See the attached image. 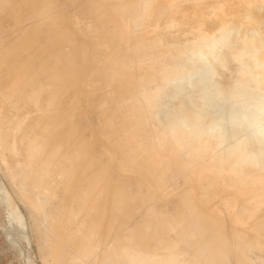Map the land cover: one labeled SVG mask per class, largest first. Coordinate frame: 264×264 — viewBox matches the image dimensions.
<instances>
[{
	"label": "rangeland",
	"instance_id": "1",
	"mask_svg": "<svg viewBox=\"0 0 264 264\" xmlns=\"http://www.w3.org/2000/svg\"><path fill=\"white\" fill-rule=\"evenodd\" d=\"M40 1H41V3L43 5L40 3ZM79 1L77 0L78 6L76 7V4H75L76 0H72V1L71 0H69V1L68 0H66V1L65 0H63V1L62 0H59V1L58 0H49V1L48 0H33V1L32 0L31 1L30 0H25V1H22V0H19V1L18 0H0V15L2 16V17H0V20H1V22H3V23L0 22V26L3 25L2 27H0V30H1L0 35H3L5 37L8 36L7 38H8V40L10 38V43L13 41V43H11V45H10L11 47L14 46V43H15V46H17L16 47L17 51L14 53V57L17 60V65L19 67H21V68L17 67L18 68L17 69V74H19V75L21 74V76L23 75V79H25V80L28 79V78H31V83L32 82L37 83V82L42 81V84L45 82L44 84H47L48 86H50L52 84L55 86L53 88L56 91L53 92V90H52V94H51V100H52L51 107L52 108L50 107V109L48 111V114L46 112L43 115L44 122L51 118L50 120L47 121V132L50 135L51 134L53 135V133L55 131L54 134L57 133L56 135H58V133H59L60 136H61V133H62L61 137L63 138V136H64V140H66L65 143L68 145L67 147L65 146V149H67L69 147L81 146V145L85 146V148H86L85 149V155L81 159L82 161L80 160L81 166L82 167L85 166V167L82 168L80 166L81 167V168H79L80 171H81L80 174H79V170H78V177L79 178L76 179V183L74 182L77 186L82 184V186H83V187L81 186L82 190L80 188H78V191L80 189V191H79L80 193L76 190L77 187L75 186V188H73V192H68L70 194H69V196H67L68 193H63V192H65L64 191V188L66 187L65 184L64 183L62 184V187H63L62 188L56 182L55 185H54L55 187L51 188L50 193L45 194L47 196H43V197H45V198H43V201H45V203L47 204L46 205L44 202H42V196H41L40 189L35 190L33 188V186L31 185V183H29L28 181L25 180V177L21 174L19 166H17V162L16 161H15V163H16L15 165L16 166L14 165V159L10 155L9 148L8 147L7 148L3 147L2 144H1L2 142L0 140V264H48V254L50 253V251L52 249V240L50 239V237L46 233L45 227L48 225L49 222L50 223L52 222V219H50V218L49 219H45L44 218L43 221H42V217L40 216L41 215L40 212H42V211H38V210L34 209L30 202H28L25 199H23V196H28L31 199L32 202L41 204V206L43 207V211L44 212H47V211H49L50 213L52 212L51 214H53L55 216H58L59 219H60V217H62L63 219L66 220V216H67V219H68V216H69L68 214L71 211L74 212L75 211L74 209H76L77 215L81 214V216L80 215L77 216V218L79 220V222H78L79 224L77 223L78 225L77 224H72L73 225L72 226L71 223H68V224L65 223L66 225L64 224V226H63V230L65 229L66 232H68V233L70 232L71 234H73L74 238L72 239L71 242L68 243V245L66 247V250L64 251L63 260H62L61 264H76V263H70L69 262L70 258L68 257V249H74V247L76 248L78 246V244L80 243V239L84 237V233H83L84 232V227H82L83 226L82 222H85L86 223L85 225H89V223H90L89 221H91V223L96 221V223L99 224V226H100L99 234L100 235L104 234V237H106L108 235H111V236L115 237V239L117 238V241L118 240L120 241V242L118 241V243H117V242H115L116 240L114 241L112 239L113 241H110V243L108 242V244L110 245L108 247L111 248V251H108V253L106 255V258L109 259V260H112V261L115 260V258L120 254L121 249L130 248V247H133V248L136 247L137 248V247H143V246H144V248L147 247V249H149V254L151 256L155 257V258H157V256L159 255L160 248L162 246L165 247V248L168 247V249L170 250L171 253H175L176 256H184L186 258V262L184 261L183 264H211V263L219 264V261L222 262V264H226L223 261L226 257H227L226 259L230 258L228 260L225 259L226 260L225 262L229 261V263H227V264H230L231 261H232L231 264L232 263L233 264L234 263L235 264H245V263L246 264H253V263H251L252 261H251L250 257H252V256H260V257L264 258V251H263L264 250V235L261 234V232L264 233V226H262V224L264 223V206L262 205L263 206L262 207L261 205H257L256 203H254V204L253 203H248L246 198H248L249 192H247V191H244V192L243 191H241V192L238 191L237 192L234 187H231L229 189L230 191L226 189V187H227V183L226 182H227V180L229 178H231V179L232 178L233 179L234 178H236V179L239 178L238 176H236L235 171H233V169L231 167H226L225 168V170H224L225 177L224 178H221L219 176H211L209 178H206L204 181L202 180L203 181V184H202V181L198 182V180H197V179H199L198 177H200L202 174L208 173L211 170V165L209 163L207 165L206 161H198V162H196L195 166H196V169L198 171V173L196 174L197 176L195 177V178H197L196 179L197 182H196V181H194L195 179L192 177V175L188 171L183 170L181 168L180 163L179 164L178 163H175V164L174 163H170L167 166H162V164L165 163L167 160H169L170 157H171L169 152H167L165 150L161 151V155H162L161 158H157V157L154 156V158L152 159V162H148L146 160L144 161V159L142 157L148 150L153 149L155 151H158V149L152 145L151 139H152L154 133L162 135L164 133V131H165V124L168 123V121L170 122V120L172 118L171 117H166L164 119L162 118L163 119L162 120L163 121L162 124H159L158 122H156L154 120L152 122H150L146 126H144V123L141 122V120H138L137 122L132 124L133 122L131 120H133L134 118L139 117L140 115H139V113L137 111L134 110L135 107H138L136 102L135 101L132 102L130 100V98L132 97L131 88H133V86L131 84V80L129 81L128 79H126L127 75H124V74H126V70L122 69V66L127 64L130 67V69L133 70V72L136 74V77H138V78L140 76H142V75L154 74L155 79H157L159 82H162L163 76L160 74V72L162 70V67L164 65H166V64H169V62H171V58H173L174 56L177 55V52H175L174 50L169 51L167 49H164V48L162 49L161 48L158 51L157 50L156 51L153 50L151 56L146 61H142L141 56H138V55H134L132 60L128 59L127 57H124V55H129L130 54V52H131L130 49H131V47H133L135 45L134 43H135V41L137 42V39L141 38L139 40L145 41L146 38L149 35H148V32L145 33V31H142V32H140V35L142 37L138 33L135 37H130V38L125 37V39H124L123 38L124 35H123V33H121L123 30H122V28H121V30L119 29L121 27V26H119V22H120L119 21V17H120L121 20H123L124 22H127V23H128V20H130V19H132V20L138 19L139 15L141 14V11H142L141 10V5L144 2H142V0H138V1L137 0H131V1L116 0L119 3L116 2L117 3V4L115 3L116 6H112L113 2L110 3L109 1H106V0H100V1L98 0L99 2L102 1V3L96 2L97 0H87V1L81 0V2L83 1V3L80 2V5H79ZM88 1H89V3H88ZM15 2L17 3L16 8H14L15 5H16ZM18 2H19L20 6H18ZM68 2L69 3L72 2L71 7H72V5L75 4L74 8L73 7L72 8L69 7L68 6L69 5ZM6 3H7V5H6ZM48 3L54 4V5H50ZM57 3H59V4H57ZM67 3H68V5H67ZM109 3L111 5H109ZM206 3H208V2H206ZM209 3H211V2H209ZM46 4H48V5L45 7ZM81 4L82 5L84 4V6L82 7ZM86 4L88 6H86ZM29 5H30V7H29ZM65 5H67V7H69V8H71V10L70 9L68 10V8H67L66 11H65V8H66ZM184 5H186V4H184ZM21 6L24 7V8H22V11L20 10ZM25 6H26V8H25ZM89 6H91V7H89ZM106 6L109 7V10H111L112 13H110L111 11H107V9H106L107 7ZM33 7L35 9H33ZM52 7L55 9V11H54V9ZM110 7H112V8L110 9ZM12 8H14V9H12ZM42 8H44V9L42 10ZM86 8H88V9H86ZM100 8H101V10L103 9L102 12H101ZM5 9H6L7 12H5ZM84 9H85V11L87 13L84 11ZM112 9H114V10H112ZM17 10H18V14H16ZM57 10L60 12V14H58L59 12L57 13ZM61 10H64L63 11L64 14L62 13ZM82 10H83V12H82ZM263 10H264V8H258L257 12L260 11V13H262V12L264 13ZM8 11H10V13L12 12V14L10 15V13ZM27 11L29 13L30 12L31 13L29 14ZM68 11H69V13H68ZM114 11H116L117 13L114 12ZM70 12H72V13H70ZM24 13L26 14V16H25ZM51 13L53 14V16H52ZM65 13L67 14V17H66ZM79 13H81V14H79ZM83 13H86V14H83ZM93 13L94 14L96 13V14L94 15ZM48 14L49 15L51 14V15L48 16ZM91 14H93L94 17ZM9 15H10V17H9ZM13 15H15V16H13ZM16 15H18V17L20 19L16 18ZM57 15H59V16H57ZM28 16L30 17V19H29ZM44 16H48L49 19L47 18V20H45L46 17H44ZM3 17H4V19H6V17L9 18L10 20H12V22L9 19L4 20ZM13 17H14V20H13ZM88 17H89V19H88ZM55 18H56L57 21L55 20ZM68 18L71 19L72 21L71 20L69 21ZM117 18H118V21H117ZM39 19H40V22H38ZM65 19L68 22H66ZM109 20H110V22H108ZM5 21L8 22V23H6ZM27 21H28V24H30L29 26L27 24ZM34 21H36V22H34ZM4 22L6 24H4ZM58 22H60V23H58ZM10 23L14 24V25H12L14 27H12L10 25ZM68 23H70V24H68ZM7 24H9L12 27V29L10 30L11 32L8 30L11 27H9V25H7ZM35 24H37L36 28H35ZM46 24H47V26H46ZM50 24H52V26ZM64 24H66V26H67L66 28H64L65 27ZM4 25H5V27H4ZM21 26L24 27V28L21 29L20 28ZM25 26L27 28H25ZM81 26H83V28H85V29H83ZM33 27L35 28V30H34ZM75 27H76V29H75ZM53 28L54 29L56 28V30H54ZM4 29H6V30H4ZM29 29H30V31H29ZM65 29H67V30H65ZM71 29H73V31H71ZM94 29H96V30H94ZM15 30L18 31V32H16ZM42 30H44L45 32L43 31V33H42ZM50 30H52L51 33L49 32ZM99 30H101V31H99ZM115 30L116 31L118 30V31L116 32ZM63 31H66V32H63ZM69 31H70V33H69ZM113 31H114V33H113ZM119 31H120V33H119ZM20 32H23L24 34L21 36ZM53 32H55L54 34H57V35H54ZM79 33H81V34H79ZM143 33H145V40H144ZM25 34H26V36L28 38H26ZM33 34H36V35L33 36ZM11 35L14 36L12 41H11V38H12ZM15 35H17V36H15ZM155 35H157V33H155ZM35 36H36V38H35ZM49 36H51L52 38L49 37ZM79 36L80 37L82 36L83 39L81 40V38ZM22 37H24V38H22ZM32 37H33V39H32ZM41 37H43V38H41ZM119 37H121V38H119ZM14 38H15V40H14ZM29 38L31 39V41H30ZM79 38L81 40L79 42L80 44H81V42L84 44L86 41H87V43H85L84 45L82 44V46L79 43H77L79 46L76 43L75 44L73 43V45L77 46V48L75 46L71 45L72 42H73L72 40H74V41L77 40V42H78ZM86 38H87V40H86ZM47 39H49L50 41L47 40ZM63 40H64V42H68V43L62 42ZM66 40H68V41H66ZM107 40H110V41H108V42H110L109 44H108V42H106ZM115 40L118 41V42L115 43ZM60 41L62 43H64V44L62 45V43H60ZM127 41H128V43L125 44V42H127ZM58 42L60 44H58ZM70 42H71V44H70ZM95 42H96L97 46L95 45ZM113 42L116 45L113 44ZM21 43H25L24 46L20 45ZM45 43H48V44L45 45ZM89 43H91V44H89ZM121 43L123 45H125V46H122ZM28 44H29V46H28ZM87 44H88V46H87ZM33 45H34V48H32ZM57 45L58 46L60 45V48L57 47ZM89 45L92 48V50H90L91 53L89 52V48H90ZM25 46H27V47L24 48ZM116 46H117V48H116ZM126 46H128V49L126 48ZM35 47H37V48H35ZM16 48H15V50H16ZM22 48L24 50H22ZM27 48H29V51H28ZM41 49L44 52V53L42 52V54H41ZM66 49H68L69 51L66 50ZM76 49H77L76 52H78V53H75L74 50H76ZM93 49H94V51H93ZM55 50H57V51H55ZM115 50H117V51H115ZM119 50H120V52H119ZM37 51H38V53H37ZM48 51H50L51 54ZM168 51H169V53H168ZM23 52H24L23 55H20V56L18 55V59H19L18 60L17 59V54H22ZM92 53H93V55H92ZM109 53H111V55H109ZM30 54H32V56ZM36 54L37 55L40 54L39 58H36V57H38ZM44 54H45V56H44ZM48 54H50V56ZM66 54L69 56V59H67L68 56H66ZM77 54H78V57H76ZM90 55H92V58H91ZM106 55H107V57H106ZM21 56H23V57H21ZM30 57L31 58L34 57L33 59L35 61L33 59H31ZM53 58L54 59L56 58V59L54 60ZM104 58L105 59L108 58V59L105 60ZM256 58L258 60H264V52L258 53L256 55ZM88 59H89V61L87 63ZM47 60H49V61L51 60V61L49 62ZM28 61L29 62L31 61L30 63L32 65ZM18 62H20L19 63L20 65L18 64ZM58 62L60 64V66H59ZM249 62H250L249 60H246L244 65H243L244 66L243 69L241 71H239V72L238 71L235 72L234 68L231 69L232 73L224 72V76L226 78H228V80L226 82H224V83H220L219 81H217L215 79L212 82V84H210L206 88H202V89L186 88L181 93L180 97L176 100V106H178L179 111L181 113H184V114H188V113H191V112H194V113H197V114H202L203 112L208 110V114H215L216 112L220 111L222 108L226 107V108H232L233 112H235L236 114H242V112H245L246 110H248L250 108L251 109L252 108H260V109L264 108V89H263V86L260 87L253 80L254 72H253L251 66L249 65ZM49 63H50V65H49ZM67 63H70L69 64L70 66ZM107 63H109V64H107ZM23 64H25V65H23ZM46 64L49 65V66H47ZM86 65H87L88 68L86 67ZM96 65H97V67H96ZM29 66H30V68H29ZM68 66H69V68H68ZM89 66H90V69H89ZM100 66H102V67H100ZM24 67L27 68L26 69V73H27L28 68H29V73L25 74V72H24L25 70L22 71V68L25 69ZM70 67H71V69H73V67L75 68V69H73V72L70 69ZM44 68L47 69V71ZM59 68L61 70H59ZM62 68H63V70H62ZM35 69H36V71H35ZM54 71H56L55 74H58L57 76H55ZM57 71L60 72V73H57ZM62 72H63V74H66L65 76H67V77H65L62 74ZM66 72H69V74L66 73ZM70 72L73 73V75L70 74ZM74 72H76V73H74ZM81 72H82V74H81ZM75 74H77V76ZM52 75H53V77H52ZM61 75H63V77H65L64 80H63V77ZM71 75L75 79L72 78ZM31 76L32 77L34 76V77H37V78H34V77L32 78ZM67 78H68V80H67ZM82 78L86 81V83H84L85 81ZM92 78H94L95 80L92 79ZM88 79H92L94 81L88 80ZM100 79H102V81ZM78 81H80V82H78ZM125 81H126V83H125ZM55 82H56V84H55ZM118 82H120V84L122 83L121 86H120V84H118ZM93 83H94V85H92ZM112 83H113V85H112ZM127 83L129 85H127ZM28 85L29 86L27 87V84H26L25 87L26 88H30L31 84L28 83ZM57 85H58V87H56ZM78 86H79V88H78ZM85 86H86V88H85ZM66 87H68L69 89L68 88L66 89ZM115 88L119 89V91L118 90L116 91ZM75 89H76V91L78 93L79 92L80 93L78 94L75 91ZM84 89H85V91H82ZM70 90H71V92H70ZM210 90H215V91H217L219 93V96H218L219 97L218 98L219 101L217 102V107L216 108H211V106H210L211 101L205 99V97H206L205 95L209 94L208 91H210ZM72 92H73V94H69V93H72ZM114 92H116L117 94L114 93ZM56 93H58V95ZM61 93H62V95H63V93H64V95L65 94L67 95L66 96L67 102H66V98H64L63 97L64 95L62 96ZM113 94H115V96ZM56 95H57V98H56ZM78 95H79V97H78ZM119 97H123L122 100H124V101L122 102V100L119 99ZM124 97L127 98V99H125ZM55 98H56V100H55ZM80 98L82 99V101L85 99V101H83V103L84 102L87 103V104L85 103L86 105H84V107H82L83 104H81V102L79 103V101L81 100ZM57 100H58V102H57ZM69 100H70V102H69ZM118 100H120V101H118ZM89 103L92 104V106ZM93 103H94V105H93ZM128 103H130V104H128ZM79 104H81V105H79ZM116 105H119V109L121 108L120 110L123 111V112H120V110L117 109L118 107ZM85 106H86V108H85ZM87 107L90 108V109H87ZM112 108H113V111H112ZM85 109L87 111L89 110L87 114H86L87 111ZM93 109L96 110V111L94 110L95 114L93 113ZM124 110H125V112H124ZM114 111H115V115H114ZM116 111H118V112H116ZM91 113L93 114V116H92ZM5 114H6L5 110L3 109L2 105L0 104V117L5 115ZM46 114L48 115V117H47ZM45 115H46V117H45ZM90 115H91L92 119H90ZM94 115H96V117ZM82 116L83 117L85 116V117L83 118ZM88 116H89V121H88ZM238 116L239 115H237L236 118H238ZM94 117L96 118V120H95ZM114 117H115V119L113 120L112 118H114ZM45 118H46V120H45ZM57 118H59V119H57ZM76 118L77 119L79 118L80 121L77 120ZM83 119H85V120H83ZM86 119H87V121H86ZM93 119H94V121H93ZM64 120L67 123L64 122ZM204 120H205L204 122H197L196 126H200L203 129H207L211 125L217 123L220 119H218V118H210L208 120H206V119H204ZM128 121H130V122H128ZM139 121H140V123H138ZM51 122H53V123L51 124ZM60 122H61V124H60ZM88 122H91V123H89L90 126L88 125V128H86L85 125H87ZM95 122L97 123L98 126H95L96 124L93 125V123H95ZM108 122L110 124L112 123L113 125L112 124L109 125ZM125 124H127V125L125 126ZM130 124H132L134 126H132V128H131V126H129ZM106 125L107 126L109 125L110 127H113V128H110L109 126L107 128ZM68 126L71 127V128L74 126V128L72 129L73 133H74L75 129L77 128L76 131H75L76 134L75 133L72 134L71 133L72 130H70L71 128L67 129ZM93 127H95V129L98 127L96 129L97 133L95 132L96 130ZM99 127H100V131H98ZM101 127L103 128V131L105 130L104 132H102V135H101V131H102ZM68 130H69V132H68ZM117 131H119V132H117ZM80 132L82 134H80V136H78ZM92 132H95L96 134H94ZM99 132H100V135H99ZM89 133L91 134V135H89L90 137L88 136ZM115 133H116V135H115ZM85 135H86V137H85ZM96 136H97L96 139H98L97 142H96V139H95ZM109 137H110V139H109ZM100 138H101V141H99ZM102 138L104 139V142L105 141L109 142V143L106 142L107 144H109V147L112 146L110 149H112V148L115 149L116 148L115 150L113 149V151L114 152H119L120 156H119L118 153L117 154L114 153L109 148L107 149L106 147H108V146L105 145L106 143L103 144L104 142H102V140H103ZM116 138H117V140H119V142H117ZM76 139H77V141L75 142ZM114 140H116V141H114ZM93 141H95V142H93ZM96 143H97V145H95ZM100 143L105 145V146L103 147V145H100ZM110 143H111V145H110ZM126 143H129V145L126 144ZM98 144L100 145V147H99ZM89 145H90L91 148L89 147ZM119 146L121 147V149H120ZM130 146H131V148H130ZM95 147H97V148H95ZM101 147H102V149H101ZM92 148H93V151H94L93 154H92V150H91ZM123 148H126L128 151H125L126 149H123ZM94 149L96 150V152H95ZM100 150L104 153V155L107 158H105L104 155H102V152ZM138 151H139V153H138ZM90 155H92V156H90ZM127 155H129L130 158ZM8 156H9V158L10 157L11 158L9 159ZM93 157H95V158L93 159ZM120 158L123 159L124 162L121 161ZM126 158H128V159H126ZM131 158H132V160H131ZM141 158H142V161H141ZM117 159H119V164H118V161L116 162ZM129 159H130V161H129ZM11 160H13V161L11 162ZM91 160H92V162H91ZM107 160H109V161H107ZM87 161L91 162V163L88 164ZM85 162L87 163V165L85 164ZM105 162L107 163L106 166H105ZM139 162H142V163H139ZM172 162H174V161H172ZM116 163H117V166L115 165ZM204 163H205V165H204ZM113 164H114V166H113ZM149 164H151V165H149ZM137 165H138V167H137ZM86 166H88L89 168L88 167L86 168ZM144 166H146V167H144ZM92 167H93V169H92ZM99 167H100V169H99ZM115 167H116V169H115ZM113 169H114L115 172H117V171L118 172L121 171V172H119V173L117 172V173L114 174ZM165 169L167 171H165ZM110 170H112L113 173ZM175 170H176L177 174H176ZM106 171H108V173L111 172L108 175L106 180H104V181L96 180L98 175H100V174H102L103 172H106ZM82 172H85V173L81 175ZM91 172H92V174H90ZM144 172L147 173V174L145 175ZM155 174H158L159 176L154 177V176H156ZM169 174H170V176H169ZM142 175H145V176H142ZM176 175L177 176L181 175L182 177L180 176L181 177L180 178L179 176L177 177ZM120 176L125 178V179L123 180V178H122L123 181L119 180ZM125 176H127V178ZM146 176L148 177V179L144 178ZM168 177H170L169 178L170 180L168 179ZM174 177H175V179L177 181H175ZM191 177L193 178V180H192ZM110 178H112V180ZM113 178L117 179V180H115V182H113ZM128 178H131V180L128 179ZM149 178H150V180L151 179H153V180L155 179V180L150 183V182H148V181H150ZM82 179H83V181H82ZM127 179H128L129 182L127 181ZM139 179L142 182V184H141L140 181H137L139 183V185H140V186L138 185V187H137L136 185L138 183L136 182V180H139ZM141 179L144 180V181H142ZM183 180H184V182H183ZM206 180L208 181L207 183L209 185L211 184L210 186H207L208 184L206 183ZM132 181H133V183L131 184ZM166 182H168V184L169 183L172 184L173 182H176V183H173L172 185H170V184L168 185ZM186 182L188 184H186ZM100 183H104L107 186V188L105 190V193L101 194V196H98L99 194H97V195L96 194H90L91 196L89 194H87L89 192L88 190L92 191L94 186L96 184H100ZM127 183H128V185L131 184L129 186L130 188L128 187ZM56 184L60 187V188L58 187L59 190H61L63 192H61L59 190L55 191V188L58 189ZM148 184H150V185H148ZM195 184L196 185H198V184L200 185V187L198 185V187H199L198 189L199 190L197 189V192L199 193V195H197V196L200 197L201 199L200 198L198 199L197 196H195L197 194L196 185ZM86 185H88V186H86ZM114 185H116L114 187V188H116V191L117 190H121L120 193L118 191H117V193L113 192V191H115V189L113 188ZM173 185H175V186H173ZM184 185H185V187H184ZM126 186H127V189H126ZM133 186H134V188H133ZM145 186H146L148 191L145 190L146 189ZM187 186H188V188H187ZM212 186H213V188H212ZM215 186H216V188H215ZM155 187H157V188H155ZM181 187H183V188H181ZM204 187L209 190L208 193H206V194L203 193V192H205L207 190V189L205 190ZM184 188H187V189H184ZM222 188H224L225 190H222ZM74 189H75V191H77L76 194L74 192ZM130 189H131V191H130ZM194 189H195V191H194ZM85 190H87V191H85ZM110 190H112V191L110 192ZM156 190H159V191H156ZM183 190L186 193L185 192L183 193ZM124 191L125 192L128 191V193L127 192L125 193ZM181 191H182V194H181ZM135 192H138V193H135ZM143 192H144V194H143ZM200 192H202V193H200ZM210 192H212V193H210ZM222 192H223V194H221ZM225 192L227 193V195L225 194ZM230 192L232 194H230ZM71 193H73V194H71ZM78 193H79V195H78ZM5 194H6V196H5ZM38 194H39V197H38ZM86 195H89L88 197H90V198H95L94 195H96V198H99L97 200V202L95 203V204H98V205H94L95 208L92 207L93 209H91L89 207L90 203L86 202V200H85ZM178 195H180V196H178ZM64 196H67L68 198L67 197L65 198ZM190 196H191V198H190ZM235 196H237V197H235ZM180 197H182V199ZM71 198H72V200H70ZM186 198L188 200H186ZM80 199L83 201V203L85 205L83 203L77 202V200H80ZM102 199H103V201H106L105 202L106 204L104 202H102ZM239 199H241V200H239ZM60 200H61V203H60ZM120 200H122V201H120ZM136 200H138V201H136ZM154 200H156V201H154ZM159 200H162V201L160 202ZM163 200H165V201H163ZM204 200H205V202H204ZM242 200H244V201H242ZM52 201H53V203H52ZM99 201L102 202V204ZM239 201H240V203L243 206L239 203ZM181 202H182V204H181ZM187 202H188L189 205L187 204ZM196 202L198 203L197 205H196ZM214 202H215V205H214ZM183 203H184V206H183ZM185 203L187 204L186 207H185ZM199 203L200 204H204V205H200ZM64 204H66V205H64ZM82 204H83V206H82ZM150 204L153 205V206H151L152 209L150 207H148V206H150ZM246 204H248V205L244 206ZM145 205L147 206V209H146ZM165 205H166V207H165ZM177 205H178V207H177ZM198 205L201 207L200 208L201 210L197 209V208H199ZM207 205L213 206L214 209L211 206L209 207ZM9 206L14 208V209H16V210H18V213H20V216L24 220L25 228L23 227V225L20 222H18L17 215L14 214L13 211H11ZM47 206H48L49 210H48ZM65 206L66 207L69 206V207L66 208ZM196 206H198V207H196ZM63 207H65V209L67 211L66 210L64 211V209H62ZM167 207H170V208L167 209ZM204 207H205V209H204ZM58 208L60 209L61 213L59 212ZM185 208H186V210H185ZM52 209H54V210H52ZM86 209H90V210H86ZM202 209L205 211V215L203 214L204 211ZM261 209L263 210L262 211L263 214L260 212ZM85 210H86V212H85ZM206 210H208V211H206ZM236 210H238V211H236ZM57 211L59 212L58 213L59 215L57 214ZM151 211H153V212H151ZM259 212L261 213V216H263V217L260 216ZM63 213H65V215L66 214L67 215L65 216ZM152 213H154V214H152ZM185 213L188 214V215H186ZM207 213L209 215H207ZM225 213L227 215L228 214H231V215L227 216ZM82 214H83V216H82ZM210 214H212V215L210 216ZM213 214H214L215 220H213V222H212V219H214L212 217ZM99 215H101L102 217L99 216ZM232 215H233V217H232ZM183 216H185V218ZM194 216H196L198 218H196ZM200 216L201 217L203 216V219H201L199 221V217ZM208 216L210 217V220H208V218H209ZM188 217H190V218H188ZM191 217H193V218H191ZM219 217L220 218L222 217V218L220 219ZM244 217H245V219H244ZM95 218H96V220H95ZM101 218H102V220H104V219L105 220L102 221ZM216 218H217V221L219 219V220H221V222L222 221H227V222H225V223L222 222L223 225L222 224L220 225V223H219L220 221L216 222ZM112 219H113V221H112ZM186 219H188L189 221L186 220ZM191 219H193L194 221L191 220ZM205 219H207L209 222H206L207 220H205ZM255 219H257V220H255ZM230 220H233L232 223L236 227L233 226V224H232V226H230L231 225ZM115 221H117L116 222L117 224H115ZM210 221L216 227L217 226L219 227V225H220L219 229H217L218 228L217 227L216 230H215L214 226L212 225V223ZM254 221H255V223H254ZM228 222H230V223L228 224ZM252 222L254 223V225L252 224ZM112 223H114L115 225H113ZM132 223H133V225H132ZM182 223L185 225V227H183L184 225ZM204 223H205V225H204ZM207 223H210V224H207ZM225 224H228V225H225ZM102 225H103V227H102ZM153 225H154V227H153ZM190 225L192 227L194 226V228H196V230H193L190 227ZM209 225H212L213 227H211ZM260 225H261V227H260ZM187 226H188V228L190 227L191 229H188ZM197 226L198 227L200 226V227L198 228ZM255 226H256V228H255ZM182 227L188 229L187 235L183 238V241L186 242L188 247L185 246L186 244H185V242L182 241V237L177 236V235H179V233H181V230H182L181 228ZM204 227L208 228V229H205ZM231 227H235V229L231 228ZM247 227H248V229H246ZM70 228H71L72 232L70 231ZM108 228L109 229H113V231L109 230ZM203 228L205 229V231H203L204 230ZM222 228H224V229L222 230ZM249 228H250V230H249ZM209 229L211 231H209ZM232 229H234V231ZM240 229H243L244 231L245 230L248 231L249 234L246 231H245V233H247V234H245L243 232V230H241L242 232H240ZM259 229H261V230H259ZM262 229H263V231H262ZM206 230H208V231H206ZM227 230H228V233H230V234L227 233ZM110 231H112V233L116 232L117 234L112 235L111 233H109ZM124 231L125 232L127 231V232L125 233ZM133 231L134 232H138V234L135 233L134 236H133L134 238L132 237L131 241L123 239L124 236H128L129 233H131ZM190 231H192L193 233L190 232ZM199 231H200V233H201V231H203L201 233L202 235L201 234H197V233H199ZM213 231H214V233H213ZM237 231L240 232V233H238ZM259 231H261V232H259ZM120 232L123 233V234L125 233V234L122 236V234ZM205 232H207V233H205ZM234 232L236 233V235H234L235 234ZM119 233L121 234V236H119L120 235ZM189 233H192L191 234L192 236L189 235ZM252 233H254V234L252 235ZM154 234H156L157 236L154 235ZM209 234H210V238L209 237L206 238L207 236H209ZM227 234H228V237H226ZM138 235H139V237H137ZM168 235H169V237H168ZM219 235H221L222 237H220ZM249 235H251V237ZM254 235H256V236L254 237ZM171 236H175L176 239H175V237H173L174 239H171ZM212 236H213V238L211 239ZM232 236H233V239H230V238H232ZM246 236L249 237L250 239L247 238ZM262 236H263V238H262ZM118 237H122V238H120L122 240H120ZM163 237H166V238L163 239ZM199 237H202L203 239H201ZM223 237H225V238H223ZM256 237H258V238H256ZM167 238H168V240H167ZM180 238H181V240H180ZM195 238L196 239H200L201 241H203L202 244L199 241L200 244H201V245H199V243H197L198 240L196 241ZM227 238H229V240ZM244 238H246V239H244ZM159 239H161V240H159ZM162 239L164 240V243H163ZM185 239L186 240L188 239L187 241H189V242H187ZM191 239L192 240L194 239V240L192 241ZM205 239L206 240L209 239V240L206 241ZM214 239H215V241L217 240V242H215ZM222 239H224V241ZM225 239L227 241H229V243L231 241V243L227 244L228 242ZM133 240H134V242L137 241L135 244L138 243L135 247H134V244H132V243H134ZM237 240H238V242H237ZM240 240L242 242L239 243ZM247 240H249V242H246ZM251 240H253L254 242L251 241ZM125 241H126L127 244L124 243ZM173 241H175L176 243L173 242ZM209 241H211L212 243L209 244L210 243ZM102 242H103L102 246H105L104 245L105 241H102ZM190 242H194L195 245L194 244L192 245V243H190ZM213 242L215 244H213ZM128 243H130V244H128ZM170 243H171V245H170ZM257 243H260V245L257 244ZM120 244H122V248H121ZM131 244H132V246H131ZM139 244L142 245V246H139ZM163 244H165V245H163ZM173 244H175V247H174ZM176 244H177V246H176ZM226 244L229 245V247L226 246ZM232 244H236V245H234V247L236 249L233 247ZM113 245H114V247H113ZM210 245H211V248H210ZM217 245H219L220 248L222 247L223 249H219V246H217ZM117 246H118V248H116ZM153 246H156V247L154 248ZM171 246H173V247H171ZM192 246H195L196 248H193ZM241 246L242 247L244 246L246 250L244 249V247L242 248ZM106 247H107V245H106ZM201 247H204V248H201ZM212 247H214V248H212ZM217 247H218V250H217ZM237 247H239V249ZM192 248L195 251H193ZM197 248H199V249H197ZM207 248H208V250H207ZM247 248H249L250 250L247 249ZM255 248H256V250H254ZM213 249H215V250H213ZM261 249H263V250H261ZM199 250H201L202 253H200ZM205 250H207V254H206ZM219 250H220V253L217 252ZM233 250L234 251L238 250V251L237 252L236 251L233 252ZM240 250L242 252L241 253V255H242L241 258H240V252H239ZM260 250H261V252H260ZM190 251H193L194 253H192ZM224 251L228 252V253L226 252L227 255L225 253L226 257L224 256ZM230 251H232V252H230ZM209 252L214 253V254L210 255ZM238 252H239V254H237ZM208 254L211 257H209ZM220 254H221V256H220ZM203 255H205V256H203ZM232 257L234 258V260H233ZM207 258L209 259L208 261H207ZM222 258H223V260H221ZM247 258H248V260H247ZM202 259H203V261H202ZM241 260H243L244 262H242ZM191 261H193V262H191ZM210 261H211V263H210ZM236 262H238V263H236ZM106 263L107 264H121V262H115V261L112 262V263H109V261H107ZM84 264H89V263H84Z\"/></svg>",
	"mask_w": 264,
	"mask_h": 264
},
{
	"label": "bare ground",
	"instance_id": "2",
	"mask_svg": "<svg viewBox=\"0 0 264 264\" xmlns=\"http://www.w3.org/2000/svg\"><path fill=\"white\" fill-rule=\"evenodd\" d=\"M19 1V0H18ZM25 1V0H22ZM31 1V0H30ZM33 1V0H32ZM49 1V0H48ZM59 1V0H58ZM63 1V0H62ZM66 1V0H65ZM69 1V0H68ZM72 1V0H71ZM79 1V0H78ZM83 1H87V0H83ZM83 1L81 2V0L79 1V5L80 2L83 3ZM100 1V0H99ZM98 0L96 2H99ZM109 1L110 3H112V6H116L115 3L118 2L116 0H106ZM127 1H131V0H127ZM138 1V0H137ZM29 2V1H28ZM44 2V1H43ZM55 2V1H54ZM142 2H144L141 5V14L139 15V18L136 20H128L127 22H124L123 20L120 19L119 17V26H121L119 29L121 30L122 28V32L124 35V39L125 37H135L138 33L140 35V32L145 31V33L148 32V37L145 40V33H143L144 35V40L145 41H141L139 39H137V42L135 41V45L133 47H131L130 49V54L129 55H124V57H127L128 59L132 60V58L134 57V55H138L141 56L142 61H146L152 54L153 50L154 51H158L159 49H167L169 51L174 50L175 52H177V55L174 56L173 58H171V62H169V64H166L162 67V70L160 72V74L163 76V80L162 82H159L157 79H155L154 74H149V75H142L139 78L136 77V74L133 72L132 69H130V67L126 64L122 66V69L126 70V79H128L129 81L131 80V84L133 86V88H131V95L132 97L130 98V100L132 102H136L138 107H135V111H137L139 113V117L134 118L133 120H131L132 124H134L135 122H137L138 120H141V122L144 123V126L148 125L150 122H152L153 120L158 122L159 124L163 123V119L166 117H171L172 119L170 120V122L168 121V123L165 124V131L162 135L154 133L152 139H151V143L154 147H156L158 149V151H155L153 149L148 150L142 157L144 159V161H148V162H152V159L155 157L157 158H161V151L165 150L167 152H169V154L171 155L170 159L167 160L165 163L162 164V166H167L170 163H180V166L183 170L188 171L192 177L195 179L194 181H196L197 178H195L198 173L197 169H196V162L198 161H206L207 165L208 163L211 165V170L208 173L202 174L200 177H198L199 179L198 182L200 181H204L206 178H209L211 176H219L221 178L225 177L224 174V170L226 167H231L233 169V171H235L236 176H238L239 178H229L227 180V187L226 189L229 190L231 187H234L236 189V191H247L249 192V196L248 198H246L248 203H256L257 205H263L264 206V108H250L248 110H246L245 112H242V114H236L235 112H233L232 108H222L220 111L216 112L215 114H208V110H206L205 112H203L202 114H197L194 112L188 113V114H184L181 113L179 111L178 106H176V100L180 97L181 93L186 89V88H192V89H202V88H206L208 87L210 84H212V82L216 79L217 81H219L220 83H224L228 80V78H226L224 76V72H229L232 73L231 69L234 68V71H241L243 69V65L245 63L246 60H249V65L251 66L254 75H253V80L261 87L263 86L264 89V60H258L256 58V55L260 52H264V13H260L257 12L258 8H264V0H142ZM167 2V3H166ZM169 2V3H168ZM208 2V3H206ZM211 2V3H209ZM16 3V2H15ZM21 3V2H20ZM32 3V2H31ZM41 3V1H40ZM47 3V2H46ZM62 3V2H61ZM69 3V2H68ZM67 3V5H68ZM74 3V2H73ZM87 3V2H86ZM89 3V1H88ZM99 3H102L99 2ZM109 3V5H111ZM119 3V2H118ZM24 4V3H23ZM22 4V5H23ZM42 4V3H41ZM50 4V3H48ZM46 4L45 7L48 5ZM59 4V3H57ZM72 2L69 3V7H71ZM76 7L78 6L77 4V0H76ZM74 4V5H75ZM95 4V3H94ZM98 4V3H97ZM105 4V3H104ZM117 4V3H116ZM186 4V5H184ZM188 4V5H187ZM7 5V3H6ZM36 5V4H35ZM43 5V4H42ZM50 5H54V4H50ZM67 5H65V11L68 8V10L73 7L74 5H72L71 8L67 7ZM12 6V5H11ZM17 3L15 5L14 8H16ZM18 6L19 2H18ZM81 6L83 7L84 4ZM86 6H88L86 4ZM258 6V7H257ZM30 7V5H29ZM91 7V6H89ZM88 7V8H89ZM94 7V6H93ZM107 7V6H106ZM10 8V7H9ZM12 8V9H14ZM18 8V7H17ZM22 7L21 6V11H22ZM26 8V6H25ZM32 8V7H31ZM41 8V7H40ZM53 8V7H52ZM51 8V9H52ZM64 8V7H63ZM81 8V7H80ZM86 8V9H88ZM112 7H110L111 9ZM114 8V7H113ZM136 8V7H135ZM257 8V9H256ZM33 9H35L33 7ZM44 8H42L43 10ZM54 9V8H53ZM77 9V8H76ZM75 9V10H76ZM82 9V8H81ZM105 9V8H104ZM107 11H111L109 10V7L106 8ZM24 10V9H23ZM78 10V9H77ZM101 10V8H100ZM103 10V9H102ZM101 10V12H102ZM114 10V9H112ZM261 10V9H260ZM55 11V9H54ZM62 13L64 14V10H61ZM85 11V9H84ZM89 11V10H88ZM264 11V10H263ZM5 12L6 9H5ZM10 13V11H8ZM15 12V11H14ZM28 12V11H27ZM59 11L57 10V13ZM75 12V11H74ZM79 12V11H78ZM83 12V10H82ZM86 12V11H85ZM116 12V11H114ZM29 13V12H28ZM31 13V12H30ZM29 13V14H30ZM53 13V12H52ZM51 13V14H52ZM67 13V12H66ZM65 13V14H66ZM69 13V11H68ZM67 13V14H68ZM72 13V12H70ZM87 13V12H86ZM83 13V14H86ZM90 13V12H89ZM92 13V12H91ZM112 13V11L110 12ZM117 13V12H116ZM12 14V12L10 13V15ZM16 14H18V10L16 12ZM25 14V13H24ZM42 14V13H41ZM50 14V15H51ZM60 14V12L58 13ZM66 14V17H67ZM78 14V13H77ZM81 14V13H79ZM94 14V13H93ZM91 14V15H93ZM96 14V13H95ZM94 14V15H95ZM114 14V13H113ZM4 15V14H3ZM9 15V17H10ZM22 15V14H21ZM48 14V16H50ZM62 15V14H61ZM60 15V16H61ZM93 15V17H94ZM116 15V14H115ZM15 16V15H13ZM26 16V14H25ZM30 16V15H29ZM28 16V17H29ZM48 16H44L46 17L45 20H47V18L49 19ZM53 16V14H52ZM51 16V17H52ZM59 16V15H57ZM69 16V15H68ZM81 16V15H80ZM87 16V15H86ZM0 17H2L0 15ZM64 17V16H63ZM97 17V16H96ZM16 18H19L18 15H16ZM15 18V19H16ZM4 19V17H3ZM9 18L6 17L7 20ZM20 19V18H19ZM30 19V17H29ZM67 19V18H66ZM65 19V20H66ZM85 19V18H84ZM89 19V17H88ZM97 19V18H96ZM111 19V18H110ZM10 20V19H9ZM14 20V17H13ZM34 20V19H33ZM44 20V19H43ZM44 20V21H45ZM53 20V19H52ZM51 20V21H52ZM56 20V18H55ZM68 20L70 21L71 19L68 18ZM108 20V19H107ZM12 22V20H10ZM30 21V20H29ZM57 21V20H56ZM72 21V20H71ZM112 21V20H111ZM118 21V18H117ZM1 22V20H0ZM6 22V21H5ZM8 23V22H6ZM14 22V21H13ZM36 22V21H34ZM40 22V19L39 21ZM54 22V21H53ZM66 22H68L66 20ZM110 22V20L108 21ZM3 23V22H1ZM15 23V22H14ZM20 23V22H19ZM26 23V22H25ZM60 23V22H58ZM117 23V22H116ZM17 24V23H16ZM28 24V21H27ZM43 24V23H42ZM49 24V23H48ZM70 24V23H68ZM87 24V23H86ZM9 25V24H7ZM10 25H14L11 24ZM9 25V27H11ZM25 25V24H24ZM30 24H28L29 26ZM34 25V24H33ZM35 24V28H36ZM44 25V24H43ZM52 26V24H50ZM54 25V24H53ZM72 25V24H71ZM70 25V26H71ZM3 26V25H2ZM0 26V27H2ZM47 26V24H46ZM64 28H66V24H64ZM95 26V25H94ZM117 26V25H116ZM5 27V25H4ZM8 27V26H7ZM14 27V26H12ZM12 27L10 29H8L9 31L12 29ZM73 27V26H72ZM71 27V28H72ZM83 28V26H81ZM16 28V27H15ZM21 29L24 27H20ZM25 28H27L25 26ZM34 28V27H33ZM34 28V30H35ZM50 28V27H49ZM62 28V27H61ZM70 28V27H69ZM68 28V29H69ZM78 28V27H77ZM81 28V29H82ZM14 29V28H13ZM54 29V28H53ZM74 29V28H73ZM73 29H71V31H73ZM76 29V27H75ZM74 29V30H75ZM85 29V28H83ZM6 30V29H4ZM56 30V28L54 29ZM53 30V31H54ZM67 30V29H65ZM96 30V29H94ZM16 31V30H15ZM23 31V30H22ZM30 31V29H29ZM44 30H42L43 33ZM59 31V30H58ZM83 31V30H82ZM101 31V30H99ZM112 31V30H111ZM116 31V30H115ZM118 31V30H117ZM116 31V32H117ZM11 32V31H10ZM18 32V31H16ZM45 32V31H44ZM50 33L52 32V30L49 31ZM61 32V31H60ZM66 32V31H63ZM85 32V31H84ZM98 32V31H97ZM104 32V31H103ZM1 33V30H0ZM7 33V32H6ZM21 36L24 34L23 32H20ZM47 33V32H46ZM55 32H53L54 34ZM62 33V32H61ZM70 33V31H69ZM77 33V32H76ZM114 33V31H113ZM120 33V31H119ZM150 33V34H149ZM155 33H157V35H155ZM27 34V33H26ZM25 34V36H26ZM37 34V33H36ZM36 34H33L36 35ZM81 34V33H79ZM85 34V33H84ZM42 35V34H41ZM45 35V34H44ZM57 35V34H54ZM77 35V34H76ZM109 35V34H108ZM120 35V34H119ZM138 35V36H139ZM17 36V35H15ZM29 36V35H28ZM48 36V35H47ZM75 36V35H74ZM94 36V35H93ZM112 36V35H111ZM114 36V35H113ZM117 36V35H116ZM141 36V35H140ZM139 36V37H140ZM8 37V36H7ZM0 35V104L2 105L3 109L5 110L6 114L0 117V140H1V144L3 147H8L9 148V152L10 155L12 156V158L14 159V165L16 164L15 161L17 162V166H19L20 172L21 174L25 177V180L28 181L29 183H31V185L33 186V188L35 190L40 189L41 192V196H42V202L45 203V201H43V196H47L45 194L50 193L51 188L55 187V183L57 182V184H59V186L62 187V184H65V188L64 191L59 190V186L57 185V188H55V191L59 190L63 193H68V192H73V188H75V186L77 187V191L78 188H82V184L80 185H76V179L79 178L78 177V170H79V174H80V169L81 163L80 160L83 158V156L85 155V146L81 145V146H73V147H69L67 149H65V146L67 147L68 145L65 143L66 140H64V136L63 138L62 133L61 136L56 135L53 133V135L49 134L47 132V121L50 120H46L45 118V122L43 119V115L48 111L52 105V100H51V94H52V90L53 92L56 91L54 90L53 87H55L53 84L48 86L47 84H42V81L40 82H32L31 83V78L28 79H23V75L21 76V74H17V67H19L17 65V60L14 57V53L17 51V46L11 47V43H13L12 39L14 36L11 35V43H10V38L8 40V38ZM20 37V36H19ZM38 37V36H37ZM45 37V36H44ZM51 37V36H49ZM55 37V36H54ZM53 37V38H54ZM76 37V36H75ZM80 37V36H79ZM91 37V36H90ZM103 37V36H102ZM105 37V36H104ZM142 37V36H141ZM17 38V37H16ZM24 38V37H22ZM26 38H28L26 36ZM36 38V36H35ZM40 38V37H39ZM43 38V37H41ZM46 38V37H45ZM44 38V39H45ZM52 38V37H51ZM56 38V37H55ZM72 38V37H71ZM70 38V39H71ZM78 38V37H77ZM81 40L83 39L82 36L80 37ZM79 38V41L77 42L72 40V44L70 42L71 45H73V43L77 44L79 43L81 40ZM85 38V37H84ZM115 38V37H114ZM121 38V37H119ZM138 38V37H137ZM30 39V38H29ZM33 39V37H32ZM62 39V38H61ZM15 40V38H14ZM28 40V39H27ZM41 40V39H40ZM43 40V39H42ZM49 40V39H47ZM87 40V38H86ZM118 40V39H117ZM120 40V39H119ZM123 40V39H122ZM143 40V39H142ZM29 41V40H28ZM31 41V39H30ZM29 41V42H30ZM50 41V40H49ZM68 41V40H66ZM110 40H107L106 42H108ZM64 42V40L62 41ZM60 41V43H62ZM90 42V41H89ZM118 42L115 40V43ZM124 42V41H123ZM18 43V42H17ZM38 43V42H37ZM44 43V42H43ZM58 42V44H60ZM64 43H68V42H64ZM62 43V45L64 44ZM87 43V41L85 42ZM84 43V44H85ZM110 42H108L109 44ZM113 42V44H115ZM127 42H125V44H127ZM25 43H21L20 45L24 46ZM31 44V43H30ZM48 43H45V45ZM80 44V43H79ZM82 42H81V46H82ZM83 44V45H84ZM91 44V43H89ZM112 44V45H113ZM119 44V43H118ZM117 44V45H118ZM122 44V43H121ZM132 44V43H131ZM52 45V44H51ZM54 45V44H53ZM78 45V44H77ZM96 45V42H95ZM94 45V46H95ZM116 45V44H115ZM114 45V46H115ZM133 45V44H132ZM22 46V47H23ZM29 46V44H28ZM75 46V45H73ZM79 46V45H78ZM88 46V44H87ZM97 46V45H96ZM110 46V45H109ZM122 46H125L122 44ZM19 47V46H18ZM27 46H25L24 48H26ZM38 47V46H37ZM35 47V48H37ZM57 47L60 48V45ZM56 47V48H57ZM77 48V46H75ZM90 47V45H89ZM113 47V46H112ZM16 48V50H15ZM32 48H34V45L32 46ZM39 48V47H38ZM79 48V47H78ZM117 48V46H116ZM123 48V47H122ZM126 48L128 49V46H126ZM19 49V48H18ZM29 51V48H27ZM45 49V48H44ZM86 49V48H85ZM120 49V48H119ZM20 50V49H19ZM18 50V51H19ZM22 50H24L22 48ZM68 50V49H66ZM65 50V51H66ZM92 48H89V52L91 53ZM113 50V49H112ZM125 50V49H124ZM46 51V50H45ZM57 51V50H55ZM54 51V52H55ZM69 51V50H68ZM75 53L76 50H74ZM94 51V49H93ZM103 51V50H102ZM110 51V50H109ZM117 51V50H115ZM161 51V50H160ZM168 51V53H169ZM20 52V51H19ZM42 49H41V54H42ZM50 53V51H48ZM62 52V51H61ZM88 52V53H89ZM107 52V51H106ZM111 52V51H110ZM120 52V50H119ZM123 52V51H122ZM32 53V52H31ZM38 53V51H37ZM44 53V52H43ZM68 53V52H67ZM89 53V54H90ZM116 53V52H115ZM159 53V52H158ZM24 52L22 54H17V59H18V55H23ZM51 54V53H50ZM50 54H48L50 56ZM84 54V53H83ZM96 54V53H95ZM107 54V53H106ZM113 54V53H112ZM120 54V53H119ZM32 56V54H30ZM37 55V54H36ZM93 55V53H92ZM92 55L91 58H92ZM98 55V54H97ZM102 55V54H101ZM109 55H111V53H109ZM108 55V56H109ZM123 55V54H122ZM27 56V55H26ZM25 56V57H26ZM39 58L40 54L37 55ZM45 56V54H44ZM47 56V55H46ZM66 56H68L66 54ZM65 56V57H66ZM99 56V55H98ZM116 56V55H115ZM23 57V56H21ZM24 57V58H25ZM64 57V58H65ZM78 57V54L77 56ZM81 57V56H80ZM105 57V56H104ZM107 57V55H106ZM122 57V56H121ZM23 58V59H24ZM27 58V57H26ZM31 58V57H30ZM34 58V57H33ZM31 58V59H33ZM82 58V57H81ZM89 58V57H88ZM94 58V57H93ZM109 58V57H108ZM107 58V59H108ZM126 58V59H127ZM22 59V60H23ZM54 59V58H53ZM56 59V58H55ZM54 59V60H55ZM67 59H69V56L67 57ZM77 59V58H76ZM75 59V60H76ZM96 59V58H95ZM101 59V58H100ZM105 59V58H104ZM105 59V60H107ZM112 59V58H111ZM114 59V58H113ZM116 59V58H115ZM19 60V59H18ZM34 60V59H33ZM86 60V59H85ZM164 60V59H163ZM21 61V60H20ZM26 61V60H25ZM32 61V60H31ZM30 61V62H31ZM35 61V60H34ZM49 61V60H47ZM51 61V60H50ZM49 61V62H50ZM57 61V60H56ZM68 61V60H67ZM77 61V60H76ZM89 59L87 60L88 63ZM92 61V60H91ZM94 61V60H93ZM111 61V60H110ZM139 61V60H138ZM29 62V61H28ZM29 62V63H30ZM41 62V61H40ZM74 62V61H73ZM20 62H18L19 64ZM44 63V62H43ZM42 63V64H43ZM110 63V62H109ZM107 63V64H109ZM28 64V63H27ZM31 64V63H30ZM29 64V65H30ZM34 64V63H33ZM59 64V62H58ZM68 65L70 63H67ZM20 65V64H19ZM25 65V64H23ZM32 65V64H31ZM45 65V64H44ZM47 65V64H46ZM50 65V63H49ZM47 65V66H49ZM54 65V64H53ZM85 65V64H84ZM104 65V64H103ZM60 66V64H59ZM58 66V67H59ZM70 66V65H69ZM68 66V68H69ZM82 67V66H81ZM87 67V65H86ZM93 67V66H92ZM97 67V65H96ZM102 67V66H100ZM21 68V67H19ZM25 68V67H24ZM30 68V66H29ZM29 68L27 73H29ZM38 68V67H37ZM41 68V67H40ZM43 68V67H42ZM46 68V67H45ZM44 68V69H45ZM88 68V67H87ZM106 68V67H105ZM26 69L22 68V71L25 70V74L26 73ZM57 69V68H56ZM71 69V67H70ZM73 69H75L73 67ZM73 69L72 72H73ZM90 69V66H89ZM20 70V69H19ZM47 71V69H45ZM59 70H61L59 68ZM63 70V68H62ZM36 71V69H35ZM67 71V70H66ZM80 71V70H79ZM86 71V70H85ZM23 72V73H24ZM31 72V71H30ZM56 71H54L55 74ZM83 72V71H82ZM81 72V74H82ZM57 73H60L57 71ZM65 73V72H64ZM69 74V72H66ZM76 73V72H74ZM86 73V72H85ZM99 73V72H98ZM102 73V72H101ZM53 74V75H54ZM63 74V72H62ZM70 74L73 75V73L70 72ZM114 74V73H113ZM50 75V74H49ZM52 75V77H53ZM58 74H55V76H57ZM64 76L66 74H63ZM63 75H61L63 77ZM71 75V76H72ZM77 76V74H75ZM86 75V74H85ZM84 75V76H85ZM107 75V74H106ZM160 75V76H161ZM26 76V75H25ZM35 76V75H34ZM33 76V77H34ZM44 76V75H43ZM70 76V77H71ZM89 76V75H88ZM102 76V75H101ZM32 77V76H31ZM32 77V78H33ZM40 77V76H39ZM67 77V76H65ZM63 77V80L64 78ZM99 77V76H98ZM121 77V76H120ZM37 78V77H34ZM72 78H74L72 76ZM45 79V78H44ZM47 79V78H46ZM60 79V78H59ZM75 79V78H74ZM83 79V78H82ZM94 79V78H92ZM92 79H88V80H92ZM34 80V79H33ZM62 80V81H63ZM68 80V78H67ZM84 80V79H83ZM95 80V79H94ZM92 80V81H94ZM102 81V79H100ZM120 80V79H119ZM35 81V80H34ZM47 81V80H46ZM85 81V80H84ZM116 81V80H115ZM69 82V81H68ZM80 82V81H78ZM96 82V81H95ZM31 84L30 88H26V84L27 87L28 85ZM53 83V82H52ZM73 83V82H72ZM82 83V82H81ZM86 83V81L84 82ZM100 83V82H99ZM126 83V81H125ZM56 84V82H55ZM58 84V83H57ZM71 84V83H70ZM69 84V85H70ZM83 84V83H82ZM118 84H120V82H118ZM122 84V83H121ZM120 84V86H121ZM85 85V84H84ZM90 85V84H89ZM94 85V83L92 84ZM113 85V83H112ZM117 85V84H116ZM127 85H129L127 83ZM68 86V85H67ZM82 86V85H81ZM80 86V87H81ZM123 86V85H122ZM58 87V85L56 86ZM114 87V86H113ZM61 88V87H60ZM68 87H66L67 89ZM79 88V86H78ZM82 88V87H81ZM86 88V86H85ZM101 88V87H100ZM62 89V88H61ZM69 89V88H68ZM77 89V88H76ZM75 89V91H76ZM96 89V88H95ZM116 91L119 89L115 88ZM63 90V89H62ZM80 90V89H79ZM94 90V89H93ZM60 91V90H59ZM73 91V90H72ZM74 91V92H75ZM81 91V90H80ZM82 91H85L82 90ZM123 91V90H122ZM121 91V92H122ZM58 92V91H57ZM71 92V90H70ZM77 92V91H76ZM96 92V91H95ZM78 93V92H77ZM80 93V92H79ZM78 93V94H79ZM83 93V92H82ZM81 93V94H82ZM116 93V92H114ZM209 94L205 95V99L210 100V106L211 108H216L217 107V102L219 101V93L215 90H210L208 91ZM58 95V93H56ZM69 94H73L69 93ZM117 94V93H116ZM130 94V93H129ZM54 95V94H53ZM56 95V98H57ZM62 95V93H61ZM64 95V93H63ZM62 95V96H63ZM115 96V94H113ZM66 94L63 96L64 98H66ZM123 96V95H122ZM79 97V95H78ZM109 97V96H108ZM55 98V100H56ZM123 97H119V99L122 100ZM125 98V97H124ZM81 99V98H80ZM79 99V100H80ZM112 99V98H111ZM127 99V98H125ZM54 100V101H55ZM75 100V99H74ZM78 100V101H79ZM87 100V99H86ZM85 101V99L83 100ZM82 99L79 101V103L81 102V104H83L82 107H84V105H86L87 103L84 102L83 103ZM92 101V100H91ZM120 101V100H118ZM124 100H122L123 102ZM58 102V100H57ZM66 102H67V98H66ZM70 102V100H69ZM76 102V101H75ZM114 102V101H113ZM60 103V102H59ZM62 103V102H61ZM78 103V102H77ZM86 103V104H85ZM63 104V103H62ZM79 104V105H81ZM90 104V103H89ZM88 104V105H89ZM130 104V103H128ZM127 104V105H128ZM56 105V104H55ZM65 105V104H64ZM75 105V104H74ZM87 105V106H88ZM92 106V104H90ZM89 105V106H90ZM94 105V103H93ZM121 105V104H120ZM70 106V105H69ZM68 106V107H69ZM76 106V105H75ZM119 109V105H116ZM122 106V105H121ZM120 106V107H121ZM115 107V106H114ZM124 107V106H123ZM52 108V107H51ZM66 108V107H65ZM78 108V107H77ZM86 108V106H85ZM79 109V108H78ZM87 109H90L87 107ZM121 109V108H120ZM119 109V110H120ZM132 109V108H131ZM86 110V109H85ZM93 109V113H94ZM118 110V111H119ZM126 110V109H125ZM124 110V112H125ZM83 111V110H82ZM87 111V110H86ZM85 111V112H86ZM89 111V110H88ZM88 111L86 112V114L88 113ZM96 111V110H95ZM113 111V108H112ZM116 111V112H118ZM120 112H123L120 110ZM46 114V115H47ZM78 114V113H77ZM92 114V113H91ZM95 114V113H94ZM106 114V113H105ZM45 115V117H46ZM84 115V114H83ZM107 115V114H106ZM114 115H115V111H114ZM169 115V116H168ZM238 116V118H236V116ZM77 116V115H76ZM93 116V114H92ZM96 117V115H94ZM119 116V115H118ZM48 117V115H47ZM81 117V116H80ZM83 117V116H82ZM85 117V116H84ZM83 117V118H84ZM94 117V118H95ZM116 117V116H115ZM112 118L113 120L115 119ZM101 118V117H100ZM103 118V117H102ZM163 118V119H162ZM210 118H218L220 119L217 123L211 125L210 127H208L207 129H203L200 126H196L197 122H204ZM59 119V118H57ZM77 119V118H76ZM81 119V118H80ZM90 119H92L91 115H90ZM98 119V118H97ZM79 120V118L77 119ZM85 120V119H83ZM96 120V118H95ZM80 121V120H79ZM87 121V119H86ZM88 121H89V116H88ZM94 121V119H93ZM104 121V120H103ZM64 122H66L64 120ZM76 122V121H75ZM106 122V121H105ZM114 122V121H113ZM130 122V121H128ZM127 122V123H128ZM50 123V122H49ZM53 122H51L52 124ZM67 123V122H66ZM86 123V122H85ZM91 122H88L86 126V128H88V125L90 126ZM140 123V121L138 122ZM157 123V124H158ZM50 124V125H51ZM61 124V122H60ZM96 124V125H95ZM109 125H111L108 122ZM122 124V123H121ZM130 124L129 126H134ZM158 124V125H159ZM65 125V124H64ZM63 125V126H64ZM67 125V124H66ZM78 125V124H77ZM93 125L98 126L97 123H93ZM108 125V126H109ZM113 125V124H112ZM127 124H125L126 126ZM55 126V125H54ZM57 126V125H56ZM84 126V125H83ZM82 126V127H83ZM107 126V125H106ZM107 126V128H108ZM116 126V125H115ZM114 126V127H115ZM128 126V127H129ZM77 127V126H76ZM75 127V128H76ZM110 127V126H109ZM160 127V126H159ZM63 128V127H62ZM71 128V127H67ZM74 128V126L70 129L72 130ZM80 128V127H79ZM85 128V127H84ZM95 129V127H93ZM98 128V127H97ZM96 128V129H97ZM102 128V127H101ZM105 128V127H104ZM113 128V127H110ZM116 128V127H115ZM66 129V128H65ZM77 129V128H76ZM75 129V131H76ZM91 129V128H90ZM95 129V130H96ZM82 130V129H81ZM80 130V131H81ZM86 130V129H85ZM84 130V131H85ZM101 135L103 131V128L101 129ZM122 130V129H121ZM129 130V129H128ZM127 130V131H128ZM131 130V129H130ZM74 131V133H75ZM78 131V130H77ZM100 131V127L99 130ZM112 131V130H111ZM135 131V130H134ZM139 131V130H138ZM137 131V132H138ZM51 132V131H50ZM69 132V130H68ZM79 132V131H78ZM82 132V131H81ZM79 133L78 136H80ZM97 133V130L95 131ZM95 132H92L94 134H96ZM113 132V131H112ZM119 132V131H117ZM129 132V131H128ZM131 132V131H130ZM136 132V133H137ZM72 134L73 130L71 131ZM64 134V133H63ZM76 134V133H75ZM84 134V133H83ZM118 134V133H117ZM91 135L90 133L88 134V136ZM100 135V132H99ZM104 135V134H103ZM106 135V134H105ZM116 135V133H115ZM95 136V135H94ZM125 136V135H124ZM127 136V135H126ZM86 137V135H85ZM90 137V136H89ZM116 137V136H115ZM97 138V136L95 137V139ZM114 138V137H113ZM118 138V137H117ZM116 138V140H117ZM103 139V138H102ZM110 139V137H109ZM108 139V140H109ZM98 139H96L97 142ZM114 140V141H116ZM68 141V140H67ZM77 141V139L75 140V142ZM99 141H101V138L99 139ZM98 141V142H99ZM123 141V140H122ZM82 142V141H81ZM95 142V141H93ZM102 142H104V139L102 140ZM108 141H105L103 144H105ZM113 142V141H112ZM117 142H119V140H117ZM131 142V141H130ZM109 143V142H108ZM121 143V142H120ZM93 144V143H92ZM91 144V145H92ZM100 143V145H103ZM117 144V143H116ZM129 145V143H126ZM131 144V143H130ZM73 145V144H72ZM94 145V144H93ZM97 145V143L95 144ZM99 145V144H98ZM99 145V147H100ZM108 147H106L107 149L111 148L112 146L109 147V144H105ZM103 145V147L105 146ZM111 145V143H110ZM127 146V145H126ZM90 147V145H89ZM120 147V146H119ZM124 147V146H123ZM91 148V147H90ZM97 148V147H95ZM131 148V146H130ZM100 149V148H99ZM102 149V147H101ZM114 148L110 149L113 151ZM116 149V148H115ZM114 149V150H115ZM119 149V148H118ZM121 149V147H120ZM126 149V148H123ZM90 150V149H89ZM92 150V154H93V148ZM95 150V149H94ZM101 151V150H100ZM99 151V152H100ZM118 151V150H117ZM125 151H128L127 149ZM96 152V150H95ZM98 152V153H99ZM102 152V151H101ZM114 152V151H113ZM89 153V152H88ZM91 153V152H90ZM114 153H118L119 152H114ZM127 153V152H126ZM139 153V151H138ZM141 154V153H140ZM9 155V156H10ZM87 155V154H86ZM89 155V154H88ZM102 155H104V153L102 152ZM8 156V158H9ZM92 156V155H90ZM96 156V155H95ZM115 156V155H114ZM120 156V154H119ZM129 158L130 156L127 155ZM141 156V155H140ZM105 158H107L104 155ZM11 158V157H10ZM9 158V159H10ZM95 157H93L94 159ZM99 158V157H98ZM97 158V159H98ZM100 159V158H99ZM128 159V158H126ZM125 159V160H126ZM90 160V159H89ZM121 161H123V159L120 158ZM132 160V158H131ZM13 160H11L12 162ZM82 161V160H81ZM103 161V160H102ZM109 161V160H107ZM118 161L119 164V159L116 160V162ZM130 161V159H129ZM136 161V160H135ZM142 161V158H141ZM162 161V160H161ZM174 161V162H172ZM88 162V161H87ZM92 162V160H91ZM91 162H88V164H90ZM124 162V161H123ZM163 162V161H162ZM161 162V163H162ZM128 163V162H127ZM142 163V162H139ZM85 164L87 165V163L85 162ZM106 162H105V166H106ZM110 164V163H109ZM154 164V163H153ZM159 164V163H158ZM157 164V165H158ZM117 166V163L115 164ZM129 165V164H128ZM151 165V164H149ZM156 165V166H157ZM160 165V164H159ZM202 165V164H201ZM205 165V163H204ZM16 166V165H15ZM81 166V167H80ZM114 166V164H113ZM85 167V166H84ZM82 167V168H84ZM88 166H86L87 168ZM119 167V166H118ZM138 167V165H137ZM146 167V166H144ZM143 167V168H144ZM160 167V166H159ZM85 168V169H86ZM89 168V167H88ZM103 168V167H102ZM105 168V167H104ZM164 168V167H163ZM93 169V167H92ZM100 169V167H99ZM116 169V167H115ZM146 169V168H145ZM150 169V168H149ZM152 169V168H151ZM84 170V169H83ZM87 170V169H86ZM89 170V169H88ZM91 170V169H90ZM103 170V169H102ZM105 170V169H104ZM119 170V169H118ZM133 170V169H132ZM181 170V169H180ZM101 171V170H100ZM112 172V170H110ZM114 171V169H113ZM134 171V170H133ZM145 171V170H144ZM158 171V170H157ZM163 171V170H162ZM165 171H167L165 169ZM90 172V171H89ZM108 171L103 172L102 174L97 176L98 181H104L107 179L108 175L111 173ZM118 172V171H117ZM114 171V174L117 173ZM121 172V171H119ZM118 172V173H119ZM123 172V171H122ZM176 172V170H175ZM183 172V171H182ZM85 172H82V174H84ZM96 173V172H95ZM113 173V172H112ZM133 173V172H132ZM137 173V172H136ZM151 173V172H150ZM92 174V172L90 173ZM113 174V175H114ZM144 174L146 175L147 173L144 172ZM153 174V173H152ZM151 174V175H152ZM177 174V172H176ZM120 175V174H119ZM142 175V176H145ZM150 175V176H151ZM157 177L159 176L158 174H155ZM174 175V174H173ZM182 175V174H181ZM180 175V176H181ZM84 176V175H83ZM118 176V175H117ZM124 176V175H123ZM129 176V175H128ZM131 176V175H130ZM153 176V175H152ZM166 176V175H165ZM170 176V174H169ZM172 176V175H171ZM177 176V175H176ZM179 176V175H178ZM177 176V177H178ZM179 176V177H180ZM199 176V175H198ZM88 177V176H87ZM112 177V176H111ZM127 178V176H125ZM133 177V176H132ZM131 177V178H132ZM136 177V176H135ZM138 177V176H137ZM182 177V176H181ZM180 177V178H181ZM190 177V176H189ZM191 177V178H192ZM82 178V177H81ZM80 178V179H81ZM86 178V177H85ZM123 177L120 176L119 180H122ZM131 178H128L131 180ZM134 178V177H133ZM147 178L148 177H144ZM152 178V177H151ZM164 178V177H163ZM162 178V179H163ZM166 178V177H165ZM170 177H168L169 179ZM179 178V179H180ZM192 178V180H193ZM228 178V177H227ZM84 179V178H83ZM82 179V181H83ZM112 180V178H110ZM125 178H123L124 180ZM127 179V181H128ZM172 179V178H171ZM175 179V177H174ZM178 179V178H177ZM189 179V178H188ZM85 180V179H84ZM115 180L113 178V182H115ZM118 180V181H119ZM122 180V181H123ZM142 180V179H141ZM150 180V178H149ZM155 180V179H154ZM153 179H151L148 182H152L154 181ZM167 180V179H166ZM170 180V179H169ZM191 180V179H190ZM117 181V182H118ZM135 181V180H134ZM140 181L139 180H136ZM144 181V180H142ZM146 181V180H145ZM175 181H177L175 179ZM202 181V184H203ZM59 182V183H58ZM75 182V183H74ZM92 182V181H91ZM112 182V181H111ZM129 182V181H128ZM141 182V181H140ZM157 182V181H156ZM161 182V181H160ZM184 182V180H183ZM197 182V181H196ZM195 182V183H196ZM208 181L206 180V183ZM133 183V181L131 182V184ZM138 183V182H137ZM136 183V184H137ZM145 183V182H144ZM155 183V182H154ZM159 183V182H158ZM157 183V184H158ZM168 184V182H166ZM176 183V182H173ZM172 183V184H173ZM205 183V184H206ZM216 183V182H215ZM214 183V184H215ZM75 184V185H74ZM87 184V183H86ZM115 184V183H114ZM130 184V185H131ZM142 184V182H141ZM160 184V183H159ZM170 184V183H169ZM168 184V185H169ZM170 184V185H172ZM179 184V183H178ZM177 184V185H178ZM186 184H188L186 182ZM208 184V183H207ZM128 185V183H127ZM128 185V187L130 186ZM134 185V184H133ZM139 183L136 185L138 187ZM150 185V184H148ZM181 185V184H180ZM194 185V184H193ZM196 185V184H195ZM199 185V184H198ZM198 185H196V192L197 189L200 187H198ZM211 185V184H210ZM209 184L207 186H210ZM213 185V184H212ZM82 186V187H81ZM88 186V185H86ZM116 185L113 186V188ZM123 186V185H122ZM135 186V187H136ZM140 186V185H139ZM147 186V185H146ZM145 186V188H146ZM153 186V185H152ZM158 186V185H157ZM175 186V185H173ZM205 186V185H204ZM214 186V185H213ZM212 186V188H213ZM112 187V186H111ZM136 187V188H137ZM185 187V185H184ZM202 187V186H201ZM206 187V186H205ZM204 189L206 190L207 188ZM218 187V186H217ZM221 187V186H220ZM225 187V186H224ZM63 188V187H62ZM86 188V187H85ZM107 186L104 183H100V184H96L93 188L92 191L88 190L89 192L87 194H99L98 196H101V194L105 193ZM112 188V189H113ZM130 188V187H129ZM128 188V189H129ZM134 188V186H133ZM135 188V189H136ZM144 188V189H145ZM157 188V187H155ZM159 188V187H158ZM170 188V187H169ZM183 188V187H181ZM188 188V186H187ZM184 188V189H187ZM209 188V187H208ZM216 188V186H215ZM79 189V191H80ZM111 189V188H110ZM116 192L117 191L120 193L121 190H117L116 188H114ZM113 189V190H114ZM127 189V186H126ZM132 189V188H131ZM130 189V191H131ZM134 189V190H135ZM138 189V188H137ZM211 189V188H210ZM221 189V188H220ZM82 190V189H81ZM142 190V189H141ZM147 190V188L145 189ZM199 190V189H198ZM213 190V189H212ZM222 190H225L224 188H222ZM221 190V191H222ZM226 190V191H227ZM53 191V190H52ZM75 189L74 192L76 194ZM78 191V192H79ZM87 191V190H85ZM84 191V192H85ZM109 191V190H108ZM107 191V192H108ZM112 190H110L111 192ZM148 191V190H147ZM159 191V190H156ZM195 191V189H194ZM201 191V190H200ZM207 191V192H206ZM205 192H203L204 194L208 193V189ZM214 191V190H213ZM230 191V190H229ZM54 192V191H53ZM125 192V191H124ZM123 192V193H124ZM128 193V191H126ZM125 192V193H126ZM133 192V191H132ZM169 192V191H168ZM185 191L183 190V193ZM190 192V191H189ZM215 192V191H214ZM224 192V191H223ZM223 192L221 194H223ZM233 192V191H232ZM80 193V192H79ZM78 193V195H79ZM83 193V192H82ZM131 193V192H130ZM138 193V192H135ZM158 193V192H157ZM160 193V192H159ZM186 193V192H185ZM202 193V192H200ZM212 193V192H210ZM218 193V192H217ZM70 193L67 194V196H69ZM73 194V193H71ZM144 194V192H143ZM180 194V193H179ZM182 194V191H181ZM189 194V193H188ZM214 194V193H213ZM225 194L227 195V193L225 192ZM230 194H232L230 192ZM229 194V195H230ZM237 194V193H236ZM59 195V194H58ZM89 195H86V202L90 203L89 207L91 209H93L92 207H94V205H98L95 204L97 202V200L99 198H90L88 197ZM199 195V193L197 192V194L195 196ZM6 196V194H5ZM67 196H64L65 198ZM91 196V195H90ZM112 196V195H111ZM152 196V195H151ZM180 196V195H178ZM184 196V195H183ZM222 196V195H221ZM224 196V195H223ZM231 196V195H230ZM229 196V197H230ZM39 197V194H38ZM63 197V196H62ZM82 197V196H81ZM132 197V196H131ZM228 197V196H227ZM237 197V196H235ZM234 197V198H235ZM240 197V196H239ZM59 198V197H58ZM68 198V197H67ZM70 198V197H69ZM151 198V197H150ZM182 199V197H180ZM191 198V196H190ZM197 198L199 199L200 197L197 196ZM196 198V199H197ZM23 199H25L26 201L30 202L32 207L38 211H42L40 212V216L42 217V221L43 219H52V222L48 223V225L45 227L46 233L48 234V236L50 237V239L52 240V249L50 251V253L48 254V264H61L62 260H63V254L64 251L66 250V247L68 245L69 242L72 241V239L74 238L73 234H71L70 232H66L65 229L63 230V226L64 224H68L71 223L72 224H77L79 222L77 216L81 214L77 215L76 209H74L75 211H71L68 215V219H67V214L65 215V213H63L66 216V220L63 219L62 217L55 216L53 214H51L49 211L44 212L43 211V207L41 206V204L38 203H34L31 201V199L28 196H23ZM40 199V198H39ZM112 199V198H111ZM152 199V198H151ZM150 199V200H151ZM176 199V198H175ZM201 199V198H200ZM206 199V198H205ZM224 199V198H223ZM45 200V199H44ZM58 200V199H57ZM72 200V198L70 199ZM119 200V199H118ZM135 200V199H134ZM139 200V199H138ZM136 200V201H138ZM158 200V199H157ZM172 200V199H171ZM177 200V199H176ZM175 200V201H176ZM186 200H188L186 198ZM241 200V199H239ZM245 200V201H246ZM108 201V200H107ZM122 201V200H120ZM156 201V200H154ZM160 202L162 200H159ZM165 201V200H163ZM173 201V200H172ZM171 201V202H172ZM190 201V200H189ZM198 201V200H197ZM207 201V200H206ZM244 201V200H242ZM49 202V201H48ZM55 202V201H54ZM59 202V201H58ZM77 202L79 203H83V201L77 200ZM100 202V201H99ZM102 202H106L103 201ZM102 202H100L102 204ZM109 202V201H108ZM112 202V201H111ZM110 202V203H111ZM132 202V201H131ZM159 202V203H160ZM185 202V201H184ZM205 202V200H204ZM220 202V201H219ZM222 202V201H221ZM53 203V201H52ZM61 203V200H60ZM68 203V202H67ZM71 203V202H70ZM127 203V202H126ZM137 203V202H136ZM140 203V202H139ZM218 203V202H217ZM216 203V204H217ZM240 203V201H239ZM46 204V203H45ZM84 204V203H83ZM82 204V206H83ZM106 204V203H105ZM142 204V203H141ZM182 204V202H181ZM188 204V202H187ZM185 203V207L187 205ZM198 203L196 202V205ZM200 204V203H199ZM222 204V203H221ZM224 204V203H223ZM241 204V203H240ZM47 205V204H46ZM52 205V204H51ZM58 205V204H57ZM66 205V204H64ZM85 205V204H84ZM100 205V204H99ZM144 205V204H143ZM189 205V204H188ZM200 205H204V204H200ZM206 205V204H205ZM212 205V204H211ZM211 205H207V206H211ZM215 205V202H214ZM242 205V204H241ZM248 204L244 205L247 206ZM250 205V204H249ZM50 206V205H49ZM103 206V205H102ZM128 206V205H127ZM151 205L148 206L151 208ZM180 206V205H179ZM184 206V203H183ZM199 206V205H198ZM196 206V207H198ZM239 206V205H238ZM243 206V205H242ZM262 206V207H263ZM56 207V206H55ZM60 207V206H59ZM66 207V206H65ZM65 207H63L62 209H64V211L66 210ZM69 206H67L66 208H68ZM115 207V206H114ZM146 209L147 206L145 205ZM166 207V205H165ZM178 207V205H177ZM213 209L214 207L211 206ZM9 208L11 209V211H13L14 214L17 215L18 217V222H20L23 227L25 228V224H24V220L23 218L20 216V213H18V210L12 208L9 206ZM48 208V206H47ZM81 208V207H80ZM95 208V207H94ZM98 208V207H97ZM102 208V207H101ZM149 208V209H150ZM154 208V207H153ZM170 207H167V209ZM182 208V207H181ZM201 207L199 206V210ZM208 208V207H207ZM221 208V207H220ZM225 208V207H224ZM239 208V207H238ZM261 208V207H260ZM46 209V208H45ZM59 209V208H58ZM70 209V208H69ZM110 209V208H109ZM152 209V208H151ZM205 209V207H204ZM211 209V208H210ZM263 209V208H262ZM261 209V213L262 210ZM49 210V208H48ZM54 210V209H52ZM73 210V209H72ZM86 210H90V209H86ZM85 210V212H86ZM102 210V209H101ZM186 210V208H185ZM189 210V209H188ZM203 210V209H202ZM67 211V210H66ZM130 211V210H129ZM133 211V210H132ZM150 211V210H149ZM174 211V210H173ZM204 211V210H203ZM208 211V210H206ZM238 211V210H236ZM60 212V209H59ZM57 211V214L59 213ZM69 212V211H68ZM84 212V213H85ZM109 212V211H108ZM140 212V211H139ZM153 212V211H151ZM213 212V211H212ZM259 212L260 216L261 213ZM61 213V212H60ZM83 213V214H84ZM201 213V212H200ZM209 213V212H208ZM207 213V215H209ZM211 213V212H210ZM240 213V212H239ZM256 213V212H255ZM82 214V216H83ZM86 214V213H85ZM103 214V213H102ZM134 214V213H133ZM154 214V213H152ZM161 214V213H160ZM163 214V213H162ZM186 214V213H185ZM205 215V211L203 213ZM216 214V213H215ZM226 214V213H225ZM258 214V215H259ZM263 214V213H262ZM59 215V214H58ZM61 215V214H60ZM135 215V214H134ZM143 215V214H142ZM165 215V214H164ZM167 215V214H166ZM169 215V214H168ZM188 215V214H186ZM197 215V214H196ZM212 214H210L211 216ZM227 215V214H226ZM229 216L231 214H228ZM227 215V216H228ZM101 216V215H99ZM114 216V215H113ZM132 216V215H131ZM140 216V215H139ZM216 216V215H215ZM102 217V216H101ZM185 218V216H183ZM196 217V216H194ZM209 217V216H208ZM214 218V214L212 216ZM211 217V218H212ZM233 217V215H232ZM263 217V216H261ZM100 218V217H99ZM133 218V217H132ZM157 218V217H156ZM155 218V219H156ZM164 218V217H163ZM170 218V217H169ZM168 218V219H169ZM190 218V217H188ZM193 218V217H191ZM198 218V217H196ZM195 218V219H196ZM218 218V217H217ZM216 218V222L220 221V225L222 224V222H227V221H222L218 219L217 221ZM220 218V217H219ZM222 218V217H221ZM220 218V219H221ZM231 218V217H230ZM84 219V218H83ZM104 219V218H103ZM203 219V216L199 217V221ZM224 219V218H223ZM245 219V217H244ZM96 220V218H95ZM98 220V219H97ZM102 220V218H101ZM105 220V219H104ZM102 220V221H104ZM166 220V219H165ZM188 220V219H186ZM185 220V221H186ZM193 220V219H191ZM198 220V219H197ZM196 220V221H197ZM207 220V219H205ZM208 220H210V217L208 218ZM206 222H209V221ZM214 219H212L213 222ZM257 220V219H255ZM82 221V220H81ZM113 221V219H112ZM150 221V220H149ZM159 221V220H158ZM172 221V220H171ZM189 221V220H188ZM194 221V220H193ZM195 221V222H196ZM232 221L231 225L232 226ZM89 225H85V222H82V227H84V237L80 239V243L78 244V246L74 249H68V257L70 258V263H76V264H84V263H89V264H105L107 261H109V263L112 262H121V264H183V262H186V258L184 256H176L175 253H171L170 250L168 249V247H159L160 248V253L157 256V258L151 256L149 254V249L144 248L143 247H135L137 244H135L137 241L133 242L132 244H134V247H130V248H125V249H121L120 254L115 258V260H109L106 258V255L108 253V251H111V248L108 247L110 246L108 244V242L110 243V241H115L118 243L117 238L115 239V237L108 235L106 237H104L103 235L99 234V230H100V226L98 223L93 222L91 223V221H89ZM117 221H115V224ZM154 222V221H153ZM205 222V223H206ZM211 222V221H210ZM211 222V223H212ZM215 222V221H214ZM215 222V223H216ZM228 222V224L230 223ZM81 223V222H80ZM103 223V222H102ZM111 223V222H110ZM190 223V222H189ZM198 223V222H197ZM204 223V225H205ZM255 223V221H254ZM254 223L252 222V224L254 225ZM65 224V225H66ZM79 224V223H78ZM77 224V225H78ZM113 225H115L114 223H112ZM183 224V223H182ZM186 224V223H185ZM191 224V223H190ZM201 224V223H200ZM199 224V225H200ZM210 224V223H207ZM225 224V225H228ZM251 224V223H250ZM259 224V223H258ZM264 224V223H263ZM262 224V226H264ZM101 225V224H100ZM110 225V224H109ZM130 225V224H129ZM133 225V223H132ZM142 225V224H141ZM184 225V224H183ZM195 225V224H194ZM212 225L214 226V224L212 223ZM212 225H209L211 227H213ZM219 225V227H220ZM223 225V224H222ZM224 225V226H225ZM73 226V225H72ZM71 226V227H72ZM162 226V225H161ZM189 226V225H188ZM187 226V228H188ZM202 226V225H201ZM207 226V225H206ZM233 226H235L233 224ZM103 227V225H102ZM112 227V226H111ZM152 227V226H151ZM154 227V225H153ZM185 227V225L183 226ZM181 228V233H179V237H182V241L183 238L187 235V231L188 229H193L196 230V228H194V226L192 227L190 225V227L188 229L186 228ZM198 227V226H197ZM200 227V226H199ZM198 227V228H199ZM208 227V226H207ZM218 227V226H217ZM216 226H214L215 230L217 228ZM219 227L217 229H219ZM222 227V226H221ZM236 227V226H235ZM235 227H231L234 228ZM261 227V225H260ZM114 228V227H113ZM197 228V229H198ZM205 228V227H204ZM203 228V229H204ZM230 228V229H231ZM256 228V226H255ZM258 228V227H257ZM109 229V228H108ZM107 229V230H108ZM141 229V228H140ZM208 229V228H205ZM205 229L203 231H205ZM212 229V228H211ZM221 229V228H220ZM224 228H222L223 230ZM234 229H232L234 231ZM244 229V228H243ZM240 229V232H242ZM248 229V227L246 228ZM69 230V229H68ZM112 230L113 229H109ZM171 230V229H170ZM200 230V229H199ZM202 230V229H201ZM221 230V231H222ZM250 230V228H249ZM261 230V229H259ZM71 231V228H70ZM112 231H110L109 233H111L112 235L117 234L112 233ZM130 231V230H129ZM152 231V230H151ZM201 231V233L203 232ZM208 231V230H206ZM209 231H211L209 229ZM220 231V230H219ZM232 231V232H233ZM239 231V230H238ZM237 231V232H238ZM246 231V230H245ZM245 231L243 230V232L245 233ZM255 231V230H254ZM263 231V229H262ZM72 232V231H71ZM101 232V231H100ZM123 232V231H122ZM125 232V231H124ZM127 232V231H126ZM125 232V233H126ZM157 232V231H156ZM192 232V231H190ZM195 232V231H194ZM217 232V231H216ZM224 232V231H223ZM231 232V233H232ZM238 232V233H240ZM248 234L249 232L246 231ZM257 232V231H256ZM261 232V231H259ZM108 233V234H109ZM121 233V232H120ZM119 233V234H120ZM124 233V234H125ZM138 234V232H131L129 233L128 236H124L123 239L124 240H129L131 241L132 237L134 236V234ZM162 233V232H161ZM172 233V232H171ZM193 233V232H192ZM192 233H189V235H191ZM200 231L197 234H201ZM207 233V232H205ZM214 233V231H213ZM228 233V230H227ZM235 233V232H234ZM237 233V234H238ZM245 233V234H247ZM122 236L124 235L123 233H121ZM121 234L119 236H121ZM128 234V233H127ZM149 234V233H148ZM159 234V233H158ZM177 234V233H176ZM211 234V233H210ZM210 234L209 236H207L206 238H210ZM222 234V233H221ZM230 234V233H228ZM228 234L226 235V237H228ZM251 234V233H250ZM254 233H252L253 235ZM258 234V233H257ZM261 234L264 235L263 232H261ZM140 235V234H139ZM139 235L137 237H139ZM156 235V234H154ZM164 235V234H163ZM162 235V236H163ZM202 235V234H201ZM205 235V234H204ZM213 235V234H212ZM232 235V234H231ZM236 235V233L234 234ZM233 235V236H234ZM103 236V237H102ZM141 236V235H140ZM149 236V235H148ZM157 236V235H156ZM192 236V235H191ZM214 236V235H213ZM213 236L211 237V239L213 238ZM220 237H222L221 235H219ZM232 238L230 239H233ZM251 237V235H249ZM256 235H254L255 237ZM169 237V235H168ZM173 237L175 236H171V239H174ZM196 237V236H195ZM240 237V236H239ZM247 237V236H246ZM119 239L122 237H118ZM134 238V237H133ZM141 238V237H140ZM166 237H163V239H165ZM192 238V237H191ZM201 239H203L202 237H199ZM225 238V237H223ZM235 238V237H234ZM242 238V237H241ZM249 238V237H247ZM253 238V237H252ZM258 238V237H256ZM263 238V236H262ZM113 239V240H112ZM143 239V238H142ZM151 239V238H150ZM162 239V240H163ZM170 239V238H169ZM176 239V237H175ZM179 239V238H178ZM196 239V238H195ZM210 239V240H211ZM229 240V238H227ZM236 239V238H235ZM234 239V240H235ZM246 239V238H244ZM250 239V238H249ZM255 239V238H254ZM77 240V239H76ZM122 240V239H120ZM161 240V239H159ZM168 240V238H167ZM181 240V238H180ZM186 240V239H185ZM188 240V239H187ZM186 240V241H187ZM190 240V239H189ZM192 240V239H191ZM194 240V239H193ZM192 240V241H193ZM198 240V241H197ZM206 240V239H205ZM204 240V241H205ZM209 240V239H207ZM206 240V241H207ZM224 241V239H222ZM226 240V239H225ZM105 241V246L103 245V242ZM197 243H199V245L202 244L203 241H201L200 239H196ZM201 244H200V242ZM215 241V239H214ZM227 241V240H226ZM253 241V240H251ZM250 241V242H251ZM260 241V240H259ZM78 242V241H77ZM120 242V241H119ZM139 242V241H138ZM158 242V241H157ZM156 242V243H157ZM160 242V241H159ZM175 242V241H173ZM185 242V241H183ZM189 242V241H187ZM210 242V243H209ZM208 243L211 244L212 242L209 241ZM217 242V240L215 241ZM222 242V241H221ZM220 242V243H221ZM227 244H230L229 241H227ZM238 242V240H237ZM242 242L241 240L239 241V243ZM246 242H249V240H247ZM254 242V241H253ZM261 242V241H260ZM112 243V242H111ZM123 243V242H122ZM126 243V241L124 242ZM131 243V242H130ZM128 243V244H130ZM164 243V240H163ZM176 243V242H175ZM192 243V245L194 244V242H190ZM207 243V244H208ZM219 243V244H220ZM225 243V242H224ZM113 244V243H112ZM111 244V245H112ZM127 244V243H126ZM131 244V246H132ZM159 244V243H158ZM186 244V242H185ZM213 244H215L213 242ZM217 244V243H216ZM229 247V245H227ZM238 244V243H237ZM242 244V243H241ZM240 244V245H241ZM260 245V243H257ZM107 245V247H106ZM115 245V244H114ZM113 245V247H114ZM121 248H122V244ZM160 245V244H159ZM165 245V244H163ZM171 245V243H170ZM175 247V244H173ZM195 245V244H194ZM198 245V246H199ZM233 247L236 244H232ZM129 246V245H128ZM139 246H142L139 244ZM151 246V245H150ZM149 246V247H150ZM157 246V245H156ZM156 246H153L154 248ZM161 246V245H160ZM167 246V245H166ZM169 246V245H168ZM177 246V244H176ZM186 247H188V245H185ZM204 246V245H203ZM209 246V245H208ZM216 246V245H215ZM214 246V247H215ZM219 246V245H217ZM238 246V245H237ZM258 246V245H257ZM158 247V246H157ZM173 247V246H171ZM193 248H196L195 246H192ZM212 247V248H214ZM242 247V246H241ZM240 247V248H241ZM244 247V246H243ZM242 247V248H243ZM118 248V246L116 247ZM153 248V249H154ZM158 248V249H159ZM170 248V247H169ZM192 248V249H193ZM204 248V247H201ZM200 248V249H201ZM209 248V247H208ZM207 248V250H208ZM211 248V245H210ZM232 248V247H231ZM235 248V247H234ZM239 249V247H237ZM252 248V247H251ZM257 248V247H256ZM256 248L254 250H256ZM115 249V248H114ZM152 249V248H151ZM191 249V250H192ZM199 249V248H197ZM219 249H223L222 247ZM236 249V248H235ZM245 249V247H244ZM249 249V248H247ZM253 249V248H252ZM258 249V248H257ZM113 250V249H112ZM190 250V249H189ZM202 250V249H201ZM199 250L200 253H202V251ZM207 250L206 254H207ZM215 250V249H213ZM212 250V251H213ZM218 250V247H217ZM246 250V249H245ZM250 250V249H249ZM263 250V249H261ZM260 250V252H261ZM116 251V250H115ZM156 251V250H155ZM193 251H195L193 249ZM193 251H190L192 253H194ZM236 252L238 250H235ZM233 250V252H235ZM264 251V250H263ZM262 251V252H263ZM204 252V251H203ZM220 253V250L217 251ZM222 252V251H221ZM227 251H224V256L226 257ZM232 252V251H230ZM240 252V258H241V250ZM239 252L237 254H239ZM244 252V251H243ZM251 252V251H250ZM226 253V255H225ZM246 253V252H245ZM182 254V253H181ZM196 254V253H195ZM204 254V253H203ZM210 255H213L214 253L209 252ZM208 254V255H209ZM223 254V253H222ZM231 254V253H230ZM209 255V257H211ZM205 256V255H203ZM215 256V255H214ZM217 256V255H216ZM221 256V254H220ZM235 256V255H234ZM200 257V256H199ZM208 257V256H207ZM218 257V256H217ZM216 257V258H217ZM221 258V257H220ZM227 258V257H226ZM225 258V259H226ZM233 258V257H232ZM249 258V257H248ZM247 258V260H248ZM251 258V263L253 264H264V258L260 257V256H252ZM200 259V258H199ZM218 259V258H217ZM223 260V258L221 260L224 261V263H229L225 262L226 260L230 259H226ZM239 259V258H238ZM246 259V258H245ZM209 259L207 258V261ZM234 260V258H233ZM203 261V259H202ZM218 261V260H217ZM216 261V262H217ZM242 262H244L243 260H241ZM193 262V261H191ZM215 262V263H216ZM232 262V261H231ZM230 262V264H231ZM239 262V261H238ZM236 262V263H238ZM250 262V261H249ZM248 262V263H249ZM211 263V261H210ZM222 264V262L219 261V264ZM241 263V262H240ZM107 264V263H106ZM214 264V263H211ZM217 264V263H216ZM233 264V263H232ZM235 264V263H234ZM246 264V263H245Z\"/></svg>",
	"mask_w": 264,
	"mask_h": 264
}]
</instances>
